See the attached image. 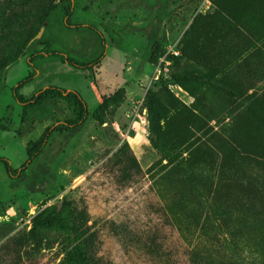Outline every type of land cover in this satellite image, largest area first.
<instances>
[{
  "label": "rangeland",
  "instance_id": "obj_1",
  "mask_svg": "<svg viewBox=\"0 0 264 264\" xmlns=\"http://www.w3.org/2000/svg\"><path fill=\"white\" fill-rule=\"evenodd\" d=\"M56 1L0 0V27L15 17L14 26L0 32V156L13 169L20 168L27 163V141L70 116L60 103L63 112L17 135L21 109L12 89L29 74L21 93L28 96L47 85L74 89L89 115L72 136L58 135L50 152L28 164L19 177L10 178L0 163V264H62L56 241L28 236L32 217L62 195L82 211L99 257L110 264H191L188 247L167 222L144 173L160 158L157 150L142 145L148 133L147 110L142 113L141 107L129 128L131 103L152 93L168 118V123L160 120L167 136L174 130L196 144L224 142L219 151L227 160L236 161L238 142L264 155V0H73L69 26L60 10L52 12L48 24L42 22ZM194 19L200 21L198 28L184 38ZM42 26L41 42L33 43L31 36ZM155 40L158 57L148 62ZM101 43L105 49L98 66L85 70L53 57L30 58L50 49L90 61L102 52ZM170 54L177 57L175 62ZM184 71L189 78L177 82L174 77ZM116 89L120 91L107 101L104 121L98 122L94 109ZM236 92L259 96L252 105L261 113L243 114ZM195 126L205 134L194 131ZM203 150L205 154L207 148ZM48 169L51 181L44 177L37 182ZM261 170L264 173V167ZM51 184L62 189L45 192ZM231 196L225 205L235 209ZM247 215L235 211L233 222L254 237L259 256L247 251L245 258L264 264V215Z\"/></svg>",
  "mask_w": 264,
  "mask_h": 264
},
{
  "label": "trees",
  "instance_id": "obj_2",
  "mask_svg": "<svg viewBox=\"0 0 264 264\" xmlns=\"http://www.w3.org/2000/svg\"><path fill=\"white\" fill-rule=\"evenodd\" d=\"M72 2L73 0H57L52 3L42 16V22L48 24L52 12L60 10L66 26H69ZM14 20L15 17L12 16L3 21L0 27L1 35L14 26ZM199 23L200 21L194 19L189 27L190 31L184 35V38L185 36L191 38L193 30L198 28ZM35 35L33 34L30 39H33V43H40L41 40H37ZM99 39L103 41L101 36ZM27 43L23 47H26ZM158 48L159 44L156 40L150 44L148 62L158 57ZM104 49V43H101L102 52L97 58L84 62L50 49L37 51L30 58L33 61L38 58L53 57L73 68L85 70L98 66ZM170 57L173 62L177 60L172 54ZM3 67H0V71ZM31 76L32 74H29L19 80L12 89V97L21 109L17 135L22 136L31 130L34 122L52 118L59 111L63 112L60 103H64L69 108L70 116L46 126L36 139L27 141L25 144L27 163L20 168L13 169L7 159L0 156V163L10 178L15 175L19 177L28 164L47 155L58 135L72 136L89 115L85 100L74 89L47 85L28 96L21 93V88L30 81ZM187 78L189 71L174 77L177 82H183ZM119 91L116 89L114 95L103 96L94 109L93 117L98 122L104 121L103 114L107 101ZM146 95L143 97L142 108L145 109V113L147 110L146 119L149 124L147 139L152 148L159 152L160 158L147 167L144 173L150 177V187L155 192L167 222L176 229L183 243L188 247L191 264H253L250 259L245 258V253L249 251L259 256L258 243L254 237L236 226L233 218L235 211L237 213L247 211L249 217L264 215V173L261 170L264 167L263 153L248 151L246 143L238 142L236 161H232L225 159L224 154L223 158L221 157L220 144L224 142L219 144L213 142L214 144L208 145L202 141L196 144L190 137H183L174 130L170 136H167L160 120L164 119V123H168V118L158 107L155 95L152 93ZM258 99L260 97L253 93L241 97L236 92V102L244 106L242 112L246 115L261 113L259 109L258 111L256 108L253 109L252 105L258 103ZM193 130L202 133L205 131L198 126ZM67 132L69 133L66 134ZM205 148L207 150L203 154ZM251 153L256 155L252 156ZM50 173L48 169L39 175L37 182L44 177L50 180ZM61 189L62 187H52L51 184L45 192L57 193ZM229 195H232L236 202L235 209L225 205ZM28 236L39 242L56 241L62 253V264H110L99 257L95 235L82 220V211L78 210L72 201H66L65 195L58 197L54 203L47 205L32 217ZM156 248L158 254L162 256L164 251L159 243Z\"/></svg>",
  "mask_w": 264,
  "mask_h": 264
},
{
  "label": "built area",
  "instance_id": "obj_3",
  "mask_svg": "<svg viewBox=\"0 0 264 264\" xmlns=\"http://www.w3.org/2000/svg\"><path fill=\"white\" fill-rule=\"evenodd\" d=\"M169 52L173 53L174 55L178 54V51H175L174 49H170ZM142 101H143V97L136 99L134 100V102L132 101L131 103L132 108L129 112H130V115L132 116V120H131V123L129 124V128L132 127L133 122L136 120L137 117H139V111L142 107ZM142 113H145V109L143 108H142ZM140 121L145 122V120H140Z\"/></svg>",
  "mask_w": 264,
  "mask_h": 264
},
{
  "label": "crops",
  "instance_id": "obj_4",
  "mask_svg": "<svg viewBox=\"0 0 264 264\" xmlns=\"http://www.w3.org/2000/svg\"><path fill=\"white\" fill-rule=\"evenodd\" d=\"M145 134H146V132H145ZM145 134H144V135H145ZM144 138H146V137H144ZM142 145H143V146H149L151 149H153L152 146L150 145V143H149V141H148L147 138L145 139V142L142 143Z\"/></svg>",
  "mask_w": 264,
  "mask_h": 264
},
{
  "label": "water",
  "instance_id": "obj_5",
  "mask_svg": "<svg viewBox=\"0 0 264 264\" xmlns=\"http://www.w3.org/2000/svg\"><path fill=\"white\" fill-rule=\"evenodd\" d=\"M42 30H43V26L39 29V31H38L37 34L35 35V38H36V39H38V38L40 37V34H41ZM5 68H6V67H5ZM3 73H4V70H3V72H2V75H3Z\"/></svg>",
  "mask_w": 264,
  "mask_h": 264
}]
</instances>
